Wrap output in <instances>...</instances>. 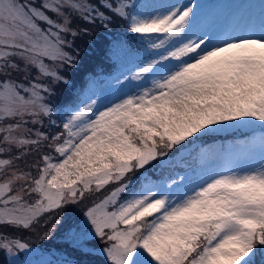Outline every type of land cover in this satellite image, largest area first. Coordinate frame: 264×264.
<instances>
[{
    "label": "snow or ice",
    "instance_id": "snow-or-ice-1",
    "mask_svg": "<svg viewBox=\"0 0 264 264\" xmlns=\"http://www.w3.org/2000/svg\"><path fill=\"white\" fill-rule=\"evenodd\" d=\"M196 17L179 0H0V264H264V9L243 34ZM116 20L141 37L121 73L136 88L103 108L77 96L57 125L75 40ZM230 126L251 130L255 166L174 171ZM32 237L46 259L20 258Z\"/></svg>",
    "mask_w": 264,
    "mask_h": 264
},
{
    "label": "rangeland",
    "instance_id": "rangeland-1",
    "mask_svg": "<svg viewBox=\"0 0 264 264\" xmlns=\"http://www.w3.org/2000/svg\"><path fill=\"white\" fill-rule=\"evenodd\" d=\"M145 2V0H141ZM152 3H165L168 0H148ZM181 4L190 3L194 8L197 14L195 24L198 27H202L209 31L210 34H215L223 31H232L235 30L237 34H243L242 30L245 27H256L258 28L261 21V11L264 9V0H179ZM125 21L116 20L114 21L108 29H104L99 24L96 26L99 27L98 37L92 35L78 37L75 40V49L74 54L78 53L79 62L74 69H65L64 74L68 75L72 83L79 77V75L86 68V62L90 54L97 53L99 46L104 43L105 33L110 29L123 30L125 28ZM92 30V29H91ZM102 42V43H101ZM89 52H87V47ZM129 45L123 44L119 50L118 57L121 59L122 66L120 70L109 78V81L106 84H103L99 79H93L91 90L87 93L86 99L88 96H92L98 101V106L103 108L106 104L116 99L123 92L133 90L136 88V82L125 81L121 73H125L130 76L132 73L128 69L136 63L135 56L131 55V52L135 50L127 51ZM34 71V70H33ZM117 77H120V83H117ZM69 89L64 85H59L56 88V96L52 98V104L56 109L55 114L52 116V119L56 121L57 125L61 123V120L65 113L68 111L66 109L60 110L58 108L59 103L63 100L66 90ZM59 112L61 114L59 118ZM59 121V122H58ZM47 124V121H46ZM57 130L55 127L50 128ZM250 131L247 127L241 126H230L224 130L216 131L211 134H208L204 137H201L200 140L194 141L191 145L187 147L186 150H182L179 156L188 153L190 146L195 144H201L202 140L211 139L202 149L211 150L206 156L199 154V164L196 166L195 173L193 168L188 167L184 170H178L181 175L187 173L192 176L193 180H199L202 178H207V176L212 175L213 172L221 171L224 167H235V168H248L255 166L261 159L260 152H254L256 147H247L245 150L244 145H241L242 142L239 137H231V133L235 131ZM217 133L218 136H223V138L212 139V135ZM230 139L232 141V146L226 148L223 145L224 139ZM32 157H29L31 160ZM228 160L230 162H228ZM151 171V170H150ZM130 191H132L130 189ZM78 211V210H77ZM59 215V214H57ZM26 237L27 233L24 234ZM30 242L32 243L33 248L37 249L35 253L31 256H26V254H20V258L30 259L33 261H40L41 259H46L45 250L53 247V242H41L35 237H32ZM94 246L97 249L103 247V244L99 240L93 241ZM97 264H106L102 255L95 257Z\"/></svg>",
    "mask_w": 264,
    "mask_h": 264
},
{
    "label": "trees",
    "instance_id": "trees-1",
    "mask_svg": "<svg viewBox=\"0 0 264 264\" xmlns=\"http://www.w3.org/2000/svg\"><path fill=\"white\" fill-rule=\"evenodd\" d=\"M90 27L92 29L91 31L93 36L96 35V37H98L99 27H97L96 25ZM123 44L129 45L127 47V51L135 50L137 48H140L141 37L138 35L130 34L127 31L126 25L123 30L110 29L105 33L103 45L101 46L100 44L97 53L89 55V58L86 62V68L72 83V87L66 90L63 100L58 105V108L60 110L65 109V113L66 109L68 108L67 106L75 105L78 102L77 96H80L82 99H84L87 93L91 90L93 79L97 78L101 80L103 84H106L109 81V78L120 70L122 63L121 59L118 57V54ZM86 47L87 52H89V46L87 45ZM60 116L61 114L59 112V118ZM52 131L54 132L56 130H54L53 128ZM248 132L249 131L245 130L238 132L235 131V133L232 132L230 136L234 138L239 137L241 138V140L246 142L248 138ZM219 137L223 138V136H218L217 133H214V135H212V139H216ZM208 141H211V139H205L202 140L201 144L190 146L187 154H184L182 156H179L181 152L176 154L174 162L176 166L174 167V171H181L188 167L193 168V171H195L196 166L199 164V154L201 153L202 148L208 143ZM230 141L231 140L228 138L224 139L223 145L226 146ZM170 170L171 169L166 171Z\"/></svg>",
    "mask_w": 264,
    "mask_h": 264
}]
</instances>
